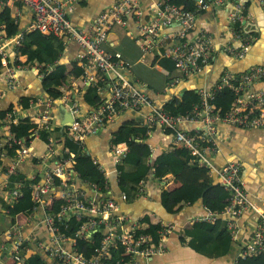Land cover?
<instances>
[{"label":"built area","instance_id":"built-area-1","mask_svg":"<svg viewBox=\"0 0 264 264\" xmlns=\"http://www.w3.org/2000/svg\"><path fill=\"white\" fill-rule=\"evenodd\" d=\"M7 3H21L35 16L28 28L29 32L39 31L44 35H55L74 41L81 49L78 62L83 74L80 79L84 88L97 86L98 92H108L101 104L90 113H83L76 96L83 89L77 81L62 90V94L54 99L49 95L39 97L31 107L38 109L34 114L18 108L9 110L4 118V134H0V175L5 176L1 196L10 206L24 199L21 187L31 180L34 217L39 218L45 229L46 240L37 244L39 253L43 254L52 264H140V258L148 260L153 256L165 253V243L175 228L171 222L158 219L160 240L154 242L148 234H137L140 221L129 215L118 213L119 206L110 189L109 172L96 158H92L99 175L105 179V189L101 191L98 183L86 182L79 171L78 157L86 152V139L97 134L107 124L113 122L126 111L140 112L149 108L150 112L141 121V125L149 132L155 125L173 135L176 148L192 156L198 166L217 177V185L223 193L229 194L228 205L221 213L210 212L199 221L214 223L224 216L233 240L237 241V220L248 209L259 217L257 229L251 242L246 245L239 243L236 262L264 254V204L251 199L243 178L242 164L233 161L224 166H216L212 157L216 154L218 144L215 141V125L219 122L240 129L264 128V89L253 91L255 82L264 80V66H255L243 74L226 72L221 81L211 91L201 90V109L196 107L191 113L173 116L158 107L150 95V90L139 86L131 80L132 66L125 62L121 54L110 53L106 49L110 34L116 26L126 25L130 16H136L140 35L136 39L146 61L155 62L159 59H170L179 77L170 84L175 87L185 78L203 72L211 62L214 52L212 38L205 28L191 39L188 34L195 29L197 12L209 9L215 3L224 0H199L194 11L184 5L176 4L177 0H158L149 5L152 17L141 24L142 12L140 0H117L113 5L100 13L87 28L77 29L71 22L70 8L84 0H6ZM248 0H236L235 11L231 17L233 35L241 42L238 48L227 47L226 52L236 58H243L250 50L254 38L239 27L244 20ZM264 7V0H255ZM141 21V22H140ZM15 23H18L17 20ZM181 26L182 32L176 37L163 34L170 26ZM25 33L7 39L0 30V59L3 73L0 80H6L10 87L19 85L17 74L33 70L41 80L45 74L40 65H30L22 61L19 48ZM11 48V56L8 52ZM99 73L101 74L99 76ZM230 89L235 94L231 109L221 114L213 105L216 94ZM1 97V94H0ZM60 100L73 116V121L61 127L54 119L55 102ZM28 120L33 125L27 139L16 138L14 128L20 122ZM201 123L198 131L182 130L181 123ZM57 127L65 130L61 140L41 139V130L52 131ZM40 139L47 144V151L38 154L32 150L30 143ZM30 143L27 144L26 141ZM68 140L77 149L65 148ZM13 149L15 155H10ZM129 147L126 143L112 146L116 178L119 179L118 165L123 163ZM152 151H154L152 149ZM87 153V152H86ZM11 158V162L3 165V158ZM37 161L40 167L35 175L16 182L14 188L9 187L10 176L20 174V166L26 160ZM88 187L92 194L81 188ZM144 184L138 190L139 197L145 196ZM123 200L126 196L122 194ZM5 214H10L6 208ZM18 218V217H17ZM73 226H75L73 228ZM13 240L12 249L5 244L0 246L3 258L11 257L12 263L23 264L21 249L31 251L29 242L20 222L15 223L6 231ZM119 251L115 259V251Z\"/></svg>","mask_w":264,"mask_h":264},{"label":"crops","instance_id":"crops-1","mask_svg":"<svg viewBox=\"0 0 264 264\" xmlns=\"http://www.w3.org/2000/svg\"><path fill=\"white\" fill-rule=\"evenodd\" d=\"M117 0H84L74 4L70 8V19L77 29L89 27L95 18L113 5ZM158 0H140L139 6L142 16L141 24L150 21L152 17L149 5ZM193 7L197 6L199 0H190ZM213 1V0H205ZM236 0H224L221 3H215L209 9H200L197 12L195 29L188 36L193 39L198 35L201 28H205L210 34L214 52L211 62L205 67L203 72L195 76L185 78L175 87H170L179 74L173 68L174 63L170 59H159L155 62H149L143 57L136 39L139 38L140 30L136 16H130L126 25L116 26L109 37L106 49L113 54H121L123 60L132 66L131 80L139 86L148 88L150 95L158 107L163 108L165 104L186 96L194 99L200 94L201 90L211 91L221 81L226 72L232 74H243L255 66H264V7L255 0L247 1V8L244 20L239 23L245 32L251 34L254 42L249 52L243 58H236L226 52L227 47L238 48L241 42L233 35V24L231 17L235 11ZM0 16H5V22L1 25L0 30L5 38H14L17 34L27 33L28 28L33 23L35 16L21 3L11 4L6 0H0ZM17 20L18 23H15ZM181 26L174 24L163 31V34L176 37L181 34ZM44 35V34H43ZM48 36V35H46ZM60 38V37H59ZM64 53L58 65H65L66 75L63 79H54L52 85L60 91L71 86L73 81H77L83 89L82 94L76 96L83 113H90L94 106L87 104L85 100V90L80 77L74 76V72L79 65V54L81 49L74 41H67ZM11 48L8 52L11 56ZM12 58V56H11ZM26 58L23 57L22 61ZM170 60V61H167ZM78 64V65H77ZM77 66V67H76ZM172 66V69L170 67ZM54 70V69H53ZM101 74L99 73V76ZM19 82L18 87H10L6 80H0V113L7 112L11 108L22 109L29 114L38 111L36 107H31L32 103L37 102L39 97H47L48 93L43 87V80L33 70H26L17 74ZM253 91L264 89V80L255 82ZM108 92L104 91L102 97H108ZM30 98L31 104L28 109L21 105L23 98ZM11 109V110H12ZM150 112L149 108H143L140 112L126 111L117 117L113 122L103 127L97 134L89 136L86 139V152L91 158H96L98 162L109 172L110 189L114 199L117 201L121 215H129L135 221H140L145 214L150 213L157 219L165 222H171L175 225L174 230L165 243V253L153 256L148 260H140V264H238L236 254L239 243L246 245L252 241L257 229L259 217L251 209L246 210L237 220V241L234 248L228 255H215V248H193L189 242L191 237L187 230L207 216L210 212L206 209L203 200L198 199L192 202L181 201L171 204L168 208L164 206L162 195L164 191L176 192L181 196L180 183L174 176L169 175L163 179H157L152 172L144 184L146 193L143 197H138L132 202L123 200L121 185L117 181L115 172L114 156L112 154V139L119 130L128 123L141 124V121ZM54 119L61 127H65L71 121L69 111L64 107L60 100L55 102ZM4 122V120L2 121ZM143 122V121H142ZM65 125V126H63ZM5 123L0 122V134H4ZM201 123L183 122L180 125L182 130L198 131L202 129ZM30 134V132H29ZM28 134V135H29ZM215 141L218 144L219 151L213 155L212 160L216 166H224L233 161H239L242 164L243 178L246 183L248 193L253 201L264 204V128L240 129L224 123L215 125ZM45 141L35 139L30 143L32 150L38 154H44L47 151ZM151 148L154 157L157 155L173 150V135L164 130V127L155 125L149 132V138L146 142H140L136 151H141L147 147ZM11 158H3L2 164L7 165ZM40 167L37 161L26 160L20 166V174L27 178L35 175ZM6 178L0 175V195ZM216 192H223L217 185V177L214 176ZM81 188L92 194L91 190L81 185ZM254 201V202H255ZM256 203V202H255ZM3 219V227H0V246L5 244L8 250L12 249L13 240L7 236V230L10 228L6 225L5 212H0ZM18 217V218H17ZM14 222H20L26 237L30 240L28 255L39 253L37 244L40 240H46L45 229L39 218L34 217V213L28 215L20 214ZM222 219L225 217L222 216ZM13 224V225H14ZM203 244L207 243L206 238L202 239ZM41 254V253H39ZM49 264L50 260L41 254ZM0 250V258L6 260V256ZM10 257V256H9ZM144 259V258H143ZM0 262H2L0 260ZM3 263V262H2ZM4 264V263H3ZM7 264H12L10 262Z\"/></svg>","mask_w":264,"mask_h":264},{"label":"trees","instance_id":"trees-1","mask_svg":"<svg viewBox=\"0 0 264 264\" xmlns=\"http://www.w3.org/2000/svg\"><path fill=\"white\" fill-rule=\"evenodd\" d=\"M174 2L179 5H184L189 11L195 10L193 2L190 0H177ZM4 22L5 16H0V24L2 25ZM65 47L64 39H60L55 35L46 36L39 31H33L24 34L22 45L19 48V55L26 58L24 61L26 64L41 66V71L45 74L43 87L48 95L54 99L62 94L58 88L52 85V81L57 78L63 79L66 75L65 65H58ZM173 68L175 69L174 65ZM170 69H172V66ZM2 73L3 70L1 68L0 59V74ZM82 74L83 70L78 66L74 72V76L79 78ZM85 91V100L87 104L97 108L104 99L102 94L98 92L97 86L92 85ZM234 100L235 94L230 89H224L216 94L213 105L221 114H226L231 109ZM30 104V98L25 97L21 100V105L25 109H28ZM201 105L202 98L199 94L194 97V99H189L186 96L175 99L165 104L162 109L173 116H177L183 113H191L196 107L201 109ZM7 112L0 113V121L4 120ZM32 128L33 125L28 122V120L20 122V124L14 128L15 137L27 139L26 137L30 135L29 132ZM40 135L43 140L47 138L61 140L66 135V132L63 128L57 127L52 131L41 130ZM148 138V128L139 123H128L124 125L112 139V146L126 143L129 147V151L123 163L118 165L121 190L128 202L132 203L138 197V190L142 187V182L154 172L157 179H163L172 175L175 177L176 181L180 183V187H178L182 192L180 197L177 196L176 192H163L162 201L165 207L168 208L171 204L181 201L192 202L202 199L209 212L221 213L225 210L228 205L229 194H218L215 188L214 176L209 174L205 169L200 168L198 163L193 161L192 156L188 155L183 150L175 147L173 150L165 151L156 157L153 156L151 148L147 146V148L141 151H136L138 140L140 142H146ZM65 141V148L70 150L77 149V147L68 140ZM26 143L29 144L30 141L27 140ZM10 155H15L13 149L10 150ZM78 163L83 180L100 184L101 191H103L105 189V179L102 175H99L91 156L86 152H80ZM24 178L25 176L21 174L10 176L9 187L13 189L15 183L17 181L21 182ZM26 183L27 185L24 184L20 189L24 194V199L14 206L6 204L3 196L0 195V212L7 208L10 213L9 215H5L8 228L13 226L18 215L24 214L26 216L33 211L35 204L32 199V189L30 188L32 181L27 180ZM140 225L141 227L137 234H148L152 236L154 242L160 240V225L155 216L150 213L145 214L140 220ZM74 227L75 226H73V228ZM187 231V234L191 237L189 244L193 248H197V250H199V248H215V255L221 256L228 255L235 245V241L228 229L227 221L222 218H219L214 223L198 221ZM203 238H206L208 242L203 244ZM20 256L23 257V264H49L39 253L27 256L25 249H21ZM114 256L115 259H118V250L115 251ZM12 264L16 263L13 262ZM238 264H264V254L240 261Z\"/></svg>","mask_w":264,"mask_h":264},{"label":"rangeland","instance_id":"rangeland-1","mask_svg":"<svg viewBox=\"0 0 264 264\" xmlns=\"http://www.w3.org/2000/svg\"><path fill=\"white\" fill-rule=\"evenodd\" d=\"M2 193V192H1ZM0 227H3V219H2V215H0ZM11 257H9V255L6 256V260H3L0 258V260L4 263L7 264L8 262H10Z\"/></svg>","mask_w":264,"mask_h":264},{"label":"water","instance_id":"water-1","mask_svg":"<svg viewBox=\"0 0 264 264\" xmlns=\"http://www.w3.org/2000/svg\"><path fill=\"white\" fill-rule=\"evenodd\" d=\"M71 115V114H70ZM73 121V116L71 115V121L70 122H72ZM63 126H65V125H63ZM140 260H145V259H140ZM0 264H3L2 262H0Z\"/></svg>","mask_w":264,"mask_h":264}]
</instances>
